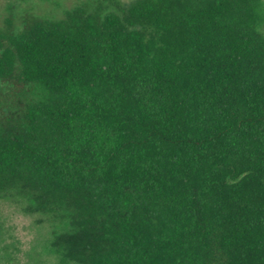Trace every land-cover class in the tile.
<instances>
[{
  "label": "trees",
  "instance_id": "obj_1",
  "mask_svg": "<svg viewBox=\"0 0 264 264\" xmlns=\"http://www.w3.org/2000/svg\"><path fill=\"white\" fill-rule=\"evenodd\" d=\"M8 196L55 264H264V0L5 17Z\"/></svg>",
  "mask_w": 264,
  "mask_h": 264
},
{
  "label": "rangeland",
  "instance_id": "obj_2",
  "mask_svg": "<svg viewBox=\"0 0 264 264\" xmlns=\"http://www.w3.org/2000/svg\"><path fill=\"white\" fill-rule=\"evenodd\" d=\"M83 1L89 0H0V25L12 16L19 27L26 13L59 18L65 9ZM51 230L45 216L24 212L13 197H0V264H55L48 250Z\"/></svg>",
  "mask_w": 264,
  "mask_h": 264
}]
</instances>
